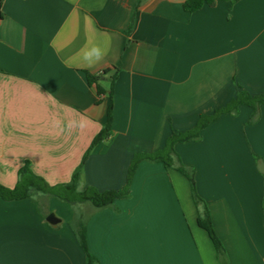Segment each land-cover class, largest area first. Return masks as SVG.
Returning <instances> with one entry per match:
<instances>
[{
    "label": "crops",
    "instance_id": "crops-1",
    "mask_svg": "<svg viewBox=\"0 0 264 264\" xmlns=\"http://www.w3.org/2000/svg\"><path fill=\"white\" fill-rule=\"evenodd\" d=\"M184 1L0 0V184L14 187L28 162L50 184L81 165L79 190L121 189L134 154L161 149L240 89L263 94L264 0L193 12ZM115 68L109 135L86 154L110 98L85 71ZM251 113L241 104L174 146L194 169L225 262L198 225L202 204L188 178L143 159L113 206L81 202L79 215L43 194L0 198V264H85L75 233L82 210L97 264H264V104L249 122Z\"/></svg>",
    "mask_w": 264,
    "mask_h": 264
},
{
    "label": "trees",
    "instance_id": "trees-1",
    "mask_svg": "<svg viewBox=\"0 0 264 264\" xmlns=\"http://www.w3.org/2000/svg\"><path fill=\"white\" fill-rule=\"evenodd\" d=\"M216 1L217 0H185L183 2V8L188 12H193L201 8L204 4L214 5ZM107 74H109L108 88L104 87L101 82V78L103 76H106ZM85 75L88 83L94 84L99 94L107 93L110 98L106 113V121L100 131L93 138L88 150L86 151L87 154L98 141L106 138L109 135L113 111V85L117 78V68L113 70H104L100 74H92L88 71H85ZM241 104L248 105L252 108L249 122L255 121L259 114L260 105L264 104V93L252 95L249 92L240 89L226 105L215 109L211 114H201L196 124L192 128L182 132L172 131L171 134L167 137L166 142L161 149L153 151L151 153L134 154L128 167L126 184L121 189H108L99 191L94 187L87 186L83 190H79L78 185L80 181L81 165H79L73 171L71 179L68 182L50 184L41 176L36 175L30 169L29 163L25 162L24 165H22L18 169V178L14 187L8 188L0 184V198L5 200H14L25 197H32L36 194H43L46 196L58 198L60 200L68 202L71 205L88 201L95 209H100L108 206H113L115 200L128 196L131 178L141 160L145 159L150 161L162 162L167 166L175 167L179 172H181L188 178L196 205H199L200 203L202 204L197 217L198 225L207 231L214 245L216 256L218 257V259L221 262H225V250L214 231L209 214V209L206 203L197 194L194 179V169L193 167L182 163L181 159L174 149V146L178 142H188L200 139L202 130L211 121H213L223 113H236ZM75 233L77 235L80 246L85 252V264H97L98 260L89 252L87 248L85 221L81 218L77 219V221L75 222Z\"/></svg>",
    "mask_w": 264,
    "mask_h": 264
},
{
    "label": "rangeland",
    "instance_id": "rangeland-1",
    "mask_svg": "<svg viewBox=\"0 0 264 264\" xmlns=\"http://www.w3.org/2000/svg\"><path fill=\"white\" fill-rule=\"evenodd\" d=\"M254 158H255V160H256V162H257L258 157H256V156L254 155ZM85 203H88V205H91L90 202H87V201H86ZM79 208H82V205L80 206L79 203H76V204L74 205V212L76 211L75 213H78V214L80 215V212H77V210H78ZM81 212L83 213L84 216H83V217H81V216L79 217V215H78V219H79V218H81V219H82V218H86V216H87V212L84 211V210H82Z\"/></svg>",
    "mask_w": 264,
    "mask_h": 264
},
{
    "label": "water",
    "instance_id": "water-1",
    "mask_svg": "<svg viewBox=\"0 0 264 264\" xmlns=\"http://www.w3.org/2000/svg\"><path fill=\"white\" fill-rule=\"evenodd\" d=\"M47 220H48L50 223H54V222H56V220L54 219V215H53V213H50V214L47 216Z\"/></svg>",
    "mask_w": 264,
    "mask_h": 264
},
{
    "label": "clouds",
    "instance_id": "clouds-1",
    "mask_svg": "<svg viewBox=\"0 0 264 264\" xmlns=\"http://www.w3.org/2000/svg\"><path fill=\"white\" fill-rule=\"evenodd\" d=\"M95 51V50H94ZM97 55H98V53H97ZM87 58V57H86Z\"/></svg>",
    "mask_w": 264,
    "mask_h": 264
}]
</instances>
